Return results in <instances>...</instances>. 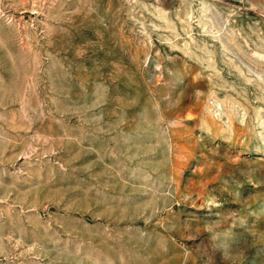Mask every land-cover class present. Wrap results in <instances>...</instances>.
I'll return each instance as SVG.
<instances>
[{
	"label": "rangeland",
	"instance_id": "1",
	"mask_svg": "<svg viewBox=\"0 0 264 264\" xmlns=\"http://www.w3.org/2000/svg\"><path fill=\"white\" fill-rule=\"evenodd\" d=\"M0 264H264V0H0Z\"/></svg>",
	"mask_w": 264,
	"mask_h": 264
}]
</instances>
